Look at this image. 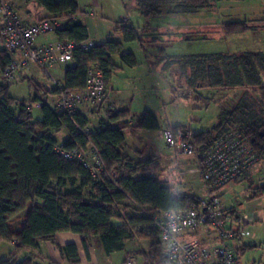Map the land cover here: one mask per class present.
I'll use <instances>...</instances> for the list:
<instances>
[{
  "label": "trees",
  "instance_id": "obj_1",
  "mask_svg": "<svg viewBox=\"0 0 264 264\" xmlns=\"http://www.w3.org/2000/svg\"><path fill=\"white\" fill-rule=\"evenodd\" d=\"M25 1L43 7L50 16L65 19L64 25L56 31L59 39L68 38L78 43L89 40L87 25L75 19L81 12L77 0ZM135 1L140 14L150 18L163 13H195L214 6L217 0ZM167 4H171V9L165 10ZM124 8H128L125 2ZM251 28L250 21L224 24L227 34L244 33ZM115 29L125 41L137 40L142 44L145 41L142 30L129 19L118 22ZM162 52V49L157 51L158 54ZM116 53L129 66L137 64L134 53L123 51V43L112 39L97 43L89 50L75 49L73 61L66 66L64 91L83 88L87 83L88 68L94 63L99 64L106 81L110 80L113 71L120 67L112 58ZM157 58L156 61H161ZM168 58L169 68H173L175 75L184 81L178 87L190 90V93L181 96L196 94L195 97L203 98L200 93L197 94L201 88L246 89L231 108L221 109L218 122L212 129L200 132L190 129L195 156L205 153L223 134L237 129L250 140L261 161L264 160V53L169 54ZM10 62V52L1 47L0 241L14 243L16 251L8 258L0 255V264H33L29 257L21 256L22 252L35 249L41 241H55V235L60 231H72L92 238L107 255L123 250L126 242L134 238L157 239V246L130 255L160 250L158 234L143 227L156 212L187 210L198 202V196L189 190L176 193L170 180L157 177L156 171L161 167V156L158 154L150 151L146 157L140 153L132 156L125 151L128 147L125 131L161 130L158 116L152 111H145L130 124L127 110H118L106 102L96 111L85 110L77 114L75 121L48 106L41 108L42 117L36 119L32 115L31 104L41 92L36 91L35 97L31 96L29 105L25 100L11 97L9 84L2 81V73ZM100 111L104 115H100L99 128L89 135L79 132V128L89 127V115ZM120 120L123 121L121 125H111V122ZM180 128L187 127L178 125L165 129L176 131ZM61 129L68 130L70 134L59 142L53 132ZM90 143L100 150L107 175L94 177L84 165L64 158L57 151L60 144L68 149L86 151ZM250 170L234 181L243 180ZM111 173H116L117 177L112 178ZM253 188L258 190L254 197L264 195V185ZM26 210L24 221L15 228L12 220ZM232 213L239 220L235 207H232ZM61 250L68 255L71 263L79 262L75 245L68 244Z\"/></svg>",
  "mask_w": 264,
  "mask_h": 264
},
{
  "label": "rangeland",
  "instance_id": "obj_2",
  "mask_svg": "<svg viewBox=\"0 0 264 264\" xmlns=\"http://www.w3.org/2000/svg\"><path fill=\"white\" fill-rule=\"evenodd\" d=\"M255 1L219 0L217 2L220 3L219 5L204 8L195 13H163L160 16L147 18L140 14L135 0H77L81 11L78 15L79 19L87 25L91 40L120 41L123 43V51L129 50L135 54L137 60L135 66H129L121 57L116 58L117 55L119 56L118 53L112 57L113 61L122 68L119 67L113 71L109 85L122 90L119 91L122 103H117V107L129 109L127 120H136L141 112L148 109L158 116L162 128L169 124L184 125L193 132L212 129L218 122L221 109L231 108L244 91L240 88L213 91L201 88L197 94L200 93L203 98H197L196 94L192 93L190 97L181 96L190 92L187 88H184L186 90L184 91L178 87L179 84L183 85L184 81L178 76L176 79L173 68L167 65L168 56L169 54L218 51L234 53L262 51L264 53V21H261L264 19V14L256 13L258 11L252 4ZM124 2L128 4L127 9L124 8ZM15 7L17 9V6ZM171 7V4H167L165 10ZM124 19H129V22L142 30L143 39H145L143 44L137 40L125 41L123 35L117 32L116 24ZM231 21H252L259 25L249 32L225 34L221 25ZM208 24L213 28L207 30L202 27ZM158 49H162L163 52L158 54ZM157 56L162 62L156 61ZM152 59H155L154 63H151ZM31 67L34 68V74L39 80H45L46 75L40 67L34 64ZM157 67L160 69L156 70ZM29 72L30 70L27 71ZM52 73L56 77L59 75L54 68ZM115 73L116 77H114ZM165 85H173L175 92L165 89ZM33 87L27 77L20 76L15 83L9 85L8 91L11 97L25 100L29 105ZM101 112L89 115L91 131L99 128L100 115H103ZM32 115L36 119L41 118V109L32 108ZM69 134L66 129L53 132L59 142ZM126 143L129 148H132L134 156H136L135 153H140L146 157L150 151L161 156L159 162L161 167L156 171L157 177L170 180L176 193L180 190H189L197 196L205 194L206 185L201 174L195 171V167H198L197 157L172 151L164 138H161L160 130H142L134 136L127 133ZM190 168L195 169L190 171ZM251 184L255 186L264 184V160L243 180L232 181L221 188L220 192L223 193L225 203L228 206L234 204L239 215L255 214V220L245 227L241 238L236 239L239 250L238 263L264 264V195L252 196L251 199L246 200L245 194L250 193ZM13 222L17 225L18 220ZM234 241L231 240L230 243L236 248ZM15 251L16 246L12 242L0 241L2 258L10 257Z\"/></svg>",
  "mask_w": 264,
  "mask_h": 264
},
{
  "label": "built area",
  "instance_id": "obj_3",
  "mask_svg": "<svg viewBox=\"0 0 264 264\" xmlns=\"http://www.w3.org/2000/svg\"><path fill=\"white\" fill-rule=\"evenodd\" d=\"M64 23L65 19L60 16L26 21L14 4L0 0V46L11 54V62L2 73V81L9 85L15 83L31 65H38L52 88L41 92L31 107L41 109L48 106L75 121L77 114L85 110L96 111L109 102V89L99 64L94 63L88 68L87 83L83 88L64 91L65 81L52 73L53 67L58 63L73 61L75 49L89 50L97 44L92 40L78 43L68 38H58L40 47L36 45L39 36L55 34ZM79 132L89 135L91 130L85 127L79 128ZM191 134L188 128L163 131L167 146L176 153L188 156L196 155ZM57 151L64 158L84 165L94 177L107 175L100 150L93 143L86 151L68 149L61 144L57 146ZM260 162V156L241 131L235 129L223 134L198 157L195 171L201 174L206 185L205 194L198 196V202L185 211L170 209L156 212L143 228L158 234L161 249L129 255L125 263L239 264L237 249L230 244L239 235L234 224L246 226L255 220V214L244 213L237 220L232 207L224 202L220 189ZM110 176L116 178L117 174L111 173ZM255 194H258V190L251 188L250 193L245 194L246 200Z\"/></svg>",
  "mask_w": 264,
  "mask_h": 264
},
{
  "label": "crops",
  "instance_id": "obj_4",
  "mask_svg": "<svg viewBox=\"0 0 264 264\" xmlns=\"http://www.w3.org/2000/svg\"><path fill=\"white\" fill-rule=\"evenodd\" d=\"M259 1L260 0H256L255 2L252 3L253 8L258 11L256 13L264 14V0L262 2H259ZM217 2H219V0L216 1V3H215L216 6L220 4V3L218 4ZM14 5L17 6V11L21 15V17L26 21H36L40 18L50 16V14L43 7L37 5L34 2H28L25 0H15ZM75 19L80 21L79 16H76ZM261 21H264V19H261ZM225 23L226 22L222 23V25H221V29L224 32H225V29H224ZM250 23L252 25V28L249 29L248 32L251 30H254L259 25L257 22L250 21ZM209 26H211V27H209ZM202 27H204L207 30H209L210 28H213L212 25H210V24L202 26ZM225 34H226V32H225ZM223 35L224 34H222V36ZM222 36H220V38ZM57 39H58V36L56 33L55 34H49L47 36H39L36 39V45L40 47L46 43L55 42ZM89 40H91L90 35H89ZM94 42L98 43V44L102 43L101 41L100 42L94 41ZM0 49H1V46H0ZM126 52H132V51L128 50ZM218 52H224V51H218ZM248 52H253V51H248ZM258 52H262V51H258ZM228 53H234V52L228 51ZM237 53H243V52L240 51ZM119 57H121L120 54H119V56L118 55L116 56V58H119ZM154 62H155V59L154 60L152 59L151 63H154ZM66 66H67V64L58 63L53 67L56 70V72L59 74V75H57V78L64 79ZM120 68H122V67L120 66ZM158 69H160V67L156 68V70H158ZM29 70H30V72L27 73V71H29ZM123 70H124V68H123ZM34 73H35L34 68H32L30 66L25 71V73L23 75H21V76L27 77L31 81V83L33 84L34 87H33V90L31 91V95L33 97H35L36 91H39V93H40V92H43L45 90H49L52 88L51 83H49V81L46 80V77H45V80H43V79L39 80V78H37V76ZM174 74H176V72ZM116 76H117V74L115 73L114 77H116ZM111 79L112 78H110V80L107 81L108 89H109V102L111 104H113L114 107L118 110H127L128 111L129 110L128 108L122 109L121 107L120 108L117 107V103H120V104L122 103L120 101V99H122V96L119 92L122 90L120 88H114L113 86H110L109 82L111 81ZM115 80L116 79L114 78V81ZM0 81H1V78H0ZM158 84H159V82H158ZM165 89H167L168 91H172V93H173V91L175 92V88L173 87V85H170V86L165 85ZM238 89L239 88H236V90H238ZM207 90L213 91L214 89L209 88ZM233 90H235V89H233ZM240 90L245 91L246 89L240 88ZM118 93H119V95H117ZM113 100H115L116 102H114ZM146 111H152V110L147 109ZM133 122H134L133 119L129 120L130 124H132ZM122 123H123L122 120L114 121V122H111V125L112 126H118V125H121ZM170 126L171 125L169 124L168 126H165L160 130L161 138H164L163 137V130L167 127H170ZM140 131H142V130L131 131L130 129H127L125 131V137L127 136V133L134 136L135 134L139 133ZM143 131H149V130H143ZM125 151L127 153H129L130 155L134 156L132 148L126 147ZM195 168H190L189 170L191 171ZM253 169H251V170H253ZM260 185H264V184H260ZM260 185H258V186H260ZM249 187L253 188L256 186H255V184H251ZM220 194L223 198V193L220 192ZM223 200H224V198H223ZM230 207H235V206H234V204H232V205H230ZM26 214H27V210L22 212L18 217H15L12 220V225H15V228L20 227V224L24 221ZM14 220H18L17 225L14 224L15 223V222H13ZM234 228L239 231V235L237 236V238L233 239V240H235L234 244L236 245V248L238 249L237 244H236V239L241 238L242 232H245V227L240 225V224H234ZM68 244H73L77 248L80 260L76 264H125L126 258L131 253H141L144 251H148L149 249H151L153 247H156L157 246V239H154V238H151V239L134 238L133 240L126 242L125 248L123 250L118 251V252H114L110 255H107L104 253V251L101 248L98 247V245L94 242V240L92 238H85L83 235L78 234V233H74L72 231H60V232L56 233L55 241H52V240L41 241L35 249H27V250L22 252L21 256L22 257H29L32 260L33 264H73L70 262L68 255L61 250V247H64Z\"/></svg>",
  "mask_w": 264,
  "mask_h": 264
}]
</instances>
